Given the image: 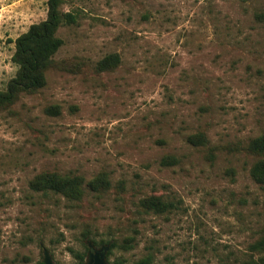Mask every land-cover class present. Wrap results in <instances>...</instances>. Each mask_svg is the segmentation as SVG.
<instances>
[{"label": "rangeland", "instance_id": "rangeland-1", "mask_svg": "<svg viewBox=\"0 0 264 264\" xmlns=\"http://www.w3.org/2000/svg\"><path fill=\"white\" fill-rule=\"evenodd\" d=\"M63 43L38 92L0 109V264H83L107 240L132 236L109 261L251 264L264 189L244 145L264 133V0H74ZM47 0H0V90L15 75V39L44 20ZM116 53L119 63L98 70ZM57 104L59 114H49ZM203 132L205 145L189 135ZM174 155L178 163L162 165ZM42 171L110 189L80 201L30 188ZM122 181V187L118 182ZM173 206L145 213L139 200ZM92 241H95L94 244ZM90 244V246H89ZM85 245L88 249H85Z\"/></svg>", "mask_w": 264, "mask_h": 264}, {"label": "trees", "instance_id": "trees-1", "mask_svg": "<svg viewBox=\"0 0 264 264\" xmlns=\"http://www.w3.org/2000/svg\"><path fill=\"white\" fill-rule=\"evenodd\" d=\"M74 0H47V15L44 20L30 24L28 29L20 34L14 41L15 48L12 61L17 66L15 75L8 81L4 90H0V109L12 105L21 93L32 94L38 92L46 84V71L54 66V55L63 41L58 36V30L62 26L74 24L77 16L73 11L64 10L63 6ZM256 17L264 22V10L258 12ZM264 24V23H263ZM119 55L116 53L106 55L98 61V70H108L119 63ZM49 114H59L57 104L50 105L45 110ZM187 141L193 145H205L206 137L203 132L189 135ZM243 150L254 158L250 167V176L264 189V133L250 139ZM179 159L174 155H166L160 161L162 165L178 163ZM122 187L123 182L119 181ZM111 187V180L106 171H100L90 179H85L82 174L76 172L60 173L57 171H42L30 181V188L43 193H54L65 197L70 201H80L86 190L96 195L107 192ZM139 206L145 213L160 214L173 206L171 201H166L161 195H148L139 200ZM263 228L262 234L253 248L263 253L260 258L264 264V196L262 199ZM134 237H125L121 242L107 240L109 248L106 252L107 264H125L122 258L109 261L108 256L114 249L127 250L133 246ZM93 244L95 241H92ZM85 249L88 246L85 245ZM76 262L83 264L86 252H74ZM149 256L140 260L139 264H150ZM36 264H43L42 260ZM251 264H259L257 260Z\"/></svg>", "mask_w": 264, "mask_h": 264}, {"label": "water", "instance_id": "water-1", "mask_svg": "<svg viewBox=\"0 0 264 264\" xmlns=\"http://www.w3.org/2000/svg\"><path fill=\"white\" fill-rule=\"evenodd\" d=\"M90 246V244H89ZM109 248V245L101 246L99 249L94 250L93 252L89 251L90 259L86 264H107L106 262V252ZM43 264H53L51 257L47 250H44V259Z\"/></svg>", "mask_w": 264, "mask_h": 264}]
</instances>
